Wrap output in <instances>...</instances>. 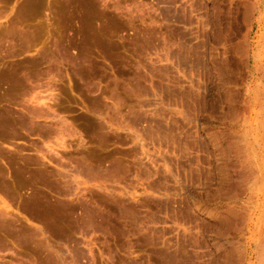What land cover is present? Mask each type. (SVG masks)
Masks as SVG:
<instances>
[{"label": "rangeland", "instance_id": "374dc122", "mask_svg": "<svg viewBox=\"0 0 264 264\" xmlns=\"http://www.w3.org/2000/svg\"><path fill=\"white\" fill-rule=\"evenodd\" d=\"M252 1L14 5L0 20V264H264V105H242L264 58Z\"/></svg>", "mask_w": 264, "mask_h": 264}, {"label": "bare ground", "instance_id": "6f19581e", "mask_svg": "<svg viewBox=\"0 0 264 264\" xmlns=\"http://www.w3.org/2000/svg\"><path fill=\"white\" fill-rule=\"evenodd\" d=\"M264 5V0H254V1H252V2H250L249 3V5H248V10H247V16H249V18H250V20H251V24H250V26H249V28H248V36L247 37H249V35L251 34V32L253 31V29L255 28L254 27V24H255V14L256 13H261V10H262V6ZM264 8V7H263ZM30 11V10H29ZM263 11V10H262ZM34 12V11H33ZM260 16V15H259ZM264 16V15H263ZM257 19V18H256ZM259 19V18H258ZM260 20V19H259ZM257 21V20H256ZM245 42H244V50H245V54L246 55H249L250 54V50H251V47H250V42L248 41V39L247 40H244ZM261 46H263V45H261ZM264 48V47H263ZM262 48V49H263ZM255 49V48H254ZM259 50H261V49H259ZM252 51V50H251ZM263 51V54H262V56H264V49L262 50ZM254 52V51H253ZM259 52V51H258ZM252 53V52H251ZM259 54V53H258ZM251 55V54H250ZM250 55H249V57H250ZM249 57H247V58H249ZM252 57L254 58L255 57V52H254V54H252ZM250 59H252V58H250ZM252 61H253V63L252 64H250L249 63V68H250V70L249 71H254V68H256L257 70H258V72L260 73V75H257V77H255V74L253 75H251V77H252V81L251 82H253V84H252V86H251V88L249 89V91H248V96L246 97V99L244 100V103L242 104L243 106H244V109L243 110H248L249 108H251L252 106H255V104L257 105H264V101H263V98H264V84L262 85V87H260L259 86V88H258V85H257V83H256V85H257V87L256 88H258L256 91H255V80H257L258 79V81L260 82H263L264 83V58H261V64L259 65V63H255L254 62V60L252 59ZM248 62H249V60H248ZM258 73V74H259ZM257 82V81H256ZM259 84V83H258ZM260 90H262L263 91V97L260 95V93H259V91ZM256 92V93H255ZM257 105V106H258ZM261 107V106H260ZM245 111V112H246ZM246 118V117H245ZM255 146V145H254ZM232 149H236V151L238 150V145H234V144H232ZM248 147V146H247ZM252 147V146H251ZM250 148V147H249ZM231 149V150H232ZM251 149V148H250ZM235 151V152H236ZM254 153H256L255 152V150H254ZM253 153V154H254ZM234 154V153H233ZM237 154H239V153H237ZM249 162H250V160H249ZM237 163V162H236ZM235 164V163H234ZM244 167V169L243 170H239V171H237L238 172V175L240 176V179H241V183H240V180L238 181L240 184H239V188H242V187H244V185H245V182L247 181V178H246V176H248L249 175V173L251 172V170H250V167H249V165H245V166H243ZM237 168V167H236ZM2 171V170H1ZM0 176H2V175H0ZM5 176V175H4ZM12 176V175H11ZM253 176V175H252ZM253 178V177H252ZM1 180V179H0ZM5 180V179H4ZM255 180V179H254ZM7 182V181H6ZM14 182V181H13ZM4 183V182H3ZM254 183H255V181H254ZM10 185V184H9ZM11 185H13V184H11ZM10 187V186H9ZM16 187V186H15ZM13 188V187H12ZM261 213V212H260ZM255 210L252 212V214L250 215V217L248 218V225H249V232L251 233V235L253 236V239L255 240ZM232 217L234 218V220L236 221V223H238V224H240V223H242V222H244V220H245V218L244 217H242L241 215H239L238 213L236 214V213H232ZM263 219V218H262ZM262 219H260V218H258V225H257V231L256 232H258L259 234H261V233H263V227H264V222L262 221ZM245 221H247V220H245ZM240 222V223H239ZM259 222L261 223V224H259ZM264 245V244H263ZM219 258H221V257H219ZM219 260H222V258L221 259H219Z\"/></svg>", "mask_w": 264, "mask_h": 264}, {"label": "crops", "instance_id": "0c3cea01", "mask_svg": "<svg viewBox=\"0 0 264 264\" xmlns=\"http://www.w3.org/2000/svg\"><path fill=\"white\" fill-rule=\"evenodd\" d=\"M13 3L12 4H8L5 0H3L2 2H0V7L2 8L1 9V12H0V20H4V19H7L9 18V16L12 14V12H14V10H18V6L16 9H14V5H20L18 2L21 1V0H12ZM29 0H22V4L25 3V2H28ZM10 23L9 25H11V29H13L14 25L12 24V20L10 19L9 20ZM15 126H17V123L15 124ZM7 187H9V185H7ZM13 187V185H11V188ZM2 189V188H1ZM4 190V189H2ZM7 190V188H6Z\"/></svg>", "mask_w": 264, "mask_h": 264}]
</instances>
